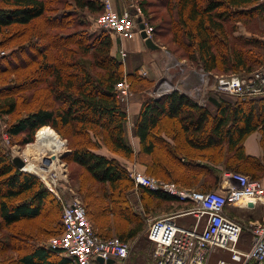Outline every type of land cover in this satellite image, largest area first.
<instances>
[{
    "label": "trees",
    "instance_id": "trees-1",
    "mask_svg": "<svg viewBox=\"0 0 264 264\" xmlns=\"http://www.w3.org/2000/svg\"><path fill=\"white\" fill-rule=\"evenodd\" d=\"M139 1L145 19L155 22L153 39L166 36L179 59L219 73L249 72L264 63V30L236 33L238 22L264 21L263 0ZM103 9V0H0V50L7 49L0 54V115L13 120L7 132L13 141L22 135L23 144L33 142L42 126H69L72 150L63 158L80 165L79 190L94 228L104 237L129 240L144 227L131 195L135 181L125 163L95 150L105 144L145 163L147 173L184 184L206 177L209 187L217 184L221 170L212 163L263 177L264 95L210 91L204 105L179 90L147 97L135 122V152L115 85L127 78L140 92L154 81L141 69H125L111 53L113 35L89 20ZM255 130L261 157L248 154L244 144ZM1 137L0 264H76L46 242H30L62 232L63 206L38 176L14 164ZM138 186L145 207L166 202L170 212L171 203L177 210L191 204ZM183 217L192 218L188 224L194 220L192 214ZM9 250L16 254L7 255Z\"/></svg>",
    "mask_w": 264,
    "mask_h": 264
},
{
    "label": "built area",
    "instance_id": "built-area-1",
    "mask_svg": "<svg viewBox=\"0 0 264 264\" xmlns=\"http://www.w3.org/2000/svg\"><path fill=\"white\" fill-rule=\"evenodd\" d=\"M125 1L127 5L119 9L114 0H103L104 9L96 17L97 25L109 30L113 37L131 39L136 35L141 36L142 31L146 32V37H153L154 27L142 17L140 2ZM140 22L144 23L143 28ZM120 51L121 60L124 61L127 52L124 49ZM3 53L5 50H0V54ZM220 74L211 83V88L216 91L240 96L264 95V63L249 72ZM202 80V85H206V79L202 77ZM115 88L121 100L128 99V93L132 95L130 82L126 78L117 82ZM172 90L174 88L169 92ZM156 96L162 95L157 92ZM6 126L3 124L2 128L5 129ZM2 136L6 142H10L7 129ZM58 157L53 153L41 157L44 164L31 163L27 158L21 157L24 165L19 168L39 175L63 205V230L50 237L46 244L50 248L60 249L76 264H127L130 256L129 240H123L117 235L104 237L98 234L86 212L84 200L74 195L69 199L63 198L62 187L67 186L61 181L66 178V174L58 168ZM27 165H32L31 170H28ZM129 174L136 186L161 189L180 200L191 202L184 209L151 219L147 236L154 244V264H209L216 253L219 257L215 264H264V214L260 219L237 212V208L245 209L249 214L256 208L264 209V176L253 177L240 171L224 170L218 188L202 190L182 187L175 181L135 168L129 169ZM186 214L194 216L193 222L178 223L176 217ZM245 230L251 234L246 247L244 245L248 242L243 241ZM226 254L228 258L224 257ZM98 256L103 257V263H99ZM109 258H114L115 261L107 263Z\"/></svg>",
    "mask_w": 264,
    "mask_h": 264
},
{
    "label": "rangeland",
    "instance_id": "rangeland-1",
    "mask_svg": "<svg viewBox=\"0 0 264 264\" xmlns=\"http://www.w3.org/2000/svg\"><path fill=\"white\" fill-rule=\"evenodd\" d=\"M138 2H140L139 0H136ZM115 4V1H114ZM127 5V2L125 0H122V5ZM116 5V4H115ZM117 6V5H116ZM163 10V9H162ZM96 17L95 14H89V20H91V24L93 25L94 28H99L98 25L96 24ZM142 17L145 18L144 15V11H143V15ZM148 21V20H147ZM149 22V21H148ZM152 23L154 24L155 22L152 21ZM149 22V24H151L153 26V24ZM238 29L236 31V33L238 34H245L248 36L251 35H262V31L264 30V21L258 20L257 24H252V25H245L242 22H238ZM256 33V34H255ZM264 37V36H263ZM122 39V38H120ZM144 39V38H143ZM145 40V39H144ZM157 43H159L160 45H162L165 50H163L164 52V57H161V62L162 60H165V65L164 67L167 66V68L172 71L167 72V74L170 76L174 70H178V68H180L177 65V59L178 60H182V62H187L186 59H179L178 56L176 54H174L170 49H172V44L174 45V43L170 44L167 41V37L166 36H162V37H157ZM120 41L116 40V50L114 53H112V48H111V53L114 55H119L120 57L121 55V49H124L127 52V55L125 56V59L123 61L124 67L125 69L128 70L127 67L133 68V69H142L144 67L146 68H150L153 67L154 63H159V61L157 59H153V60H145L146 57L144 58V56H142L141 53H137V54H132V53H128V49L124 44H118ZM175 46V45H174ZM129 48V47H128ZM170 48V49H169ZM5 50L7 51V49L5 48ZM157 54V53H156ZM144 61V62H143ZM191 64V63H190ZM144 65V66H142ZM192 65H196L197 68H201L202 67L198 64H193ZM204 69H202L203 71ZM143 72V70H142ZM219 72H205V70L202 73V77H204L206 79V83H208L207 81H210V83H213L214 81V77L215 76H221V74H216ZM231 72H223V74H230ZM236 73V72H235ZM143 74H145L143 72ZM205 75V76H204ZM146 77H148L149 79L154 81V84L148 88H146L145 90H147V93L144 94L143 98H147V97H153V98H157L160 96H156L157 92H160L161 95H164L165 93H169V91L171 89L174 88L173 85L171 86H164L159 88L158 83L163 80L161 79L160 81H155V79L150 78L149 76L146 75ZM157 78V77H156ZM127 79V78H126ZM165 81V80H163ZM162 81V82H163ZM132 90V89H131ZM146 92V91H145ZM136 93H140L138 91H136ZM133 94V91H132ZM118 95V94H117ZM119 97V96H118ZM128 99H130L131 94L128 93L127 94ZM120 98V97H119ZM126 99V100H128ZM124 102V100H121ZM13 121L10 118L8 119L7 117H3L0 115V132L3 135V132L7 129L8 124ZM6 124L7 126L5 127V129L2 128V125ZM70 127L69 126H62L59 125L58 129L51 126V125H45L42 126L41 128H39L34 136V140L33 142L29 143V144H23L21 142H18V138H22V135H20L19 137H17V140L14 139V141L12 140V137L10 138V142H6L4 137L2 136V141L4 142V144L6 145L7 149H8V153L9 156L11 158H13L14 156H21V157H25L29 160V162H36L37 164H44L42 163V161L40 160L41 157H47L49 156V154H52V151L55 153V155H58V168L62 169V171L65 172L66 174V178L63 179L61 182L65 183V186L67 187H62L64 190H62L63 192V198L64 199H69L71 198L73 195L74 196H78L81 197L83 199V189L79 190L81 186V177L78 173H80L79 167L80 165H78L77 163H70L68 161H66L63 156L61 154H63L65 151L67 152H71V148H72V141L71 139L66 136V135H70ZM48 131V132H47ZM255 135H257L255 133ZM46 141L51 142V144H47L45 143ZM52 143H56L59 144L58 148L57 147H50V145H52ZM45 145V146H44ZM50 154V155H51ZM61 157V159H60ZM28 168V167H27ZM30 168H28L29 170ZM31 173V172H29ZM34 174V173H31ZM36 176H38L40 178V180L42 181V178L35 174ZM62 175V174H61ZM60 175V176H61ZM43 182V181H42ZM69 187V188H68ZM215 189V188H214ZM213 190V189H212ZM142 191L139 189V186H136L131 193L132 195V199L134 202V208L135 210L141 214V219L144 221V227L141 229V231L138 233V235L136 237H133L131 239H129L130 242V256L128 259L127 264H154V257H153V249H154V244L151 240H149L148 236H147V230L149 227V223L150 221H152L151 219L153 217H157L160 215H163L166 211H167V207H166V202H164V204L162 205H158L157 201L153 202V205H149L148 207H145L143 202L144 200L142 199ZM175 204V205H173ZM177 203H171L170 206L173 205L174 208H172L170 211H174L177 210ZM63 206V205H62ZM166 207V208H165ZM259 208H261V206H259ZM63 209V208H62ZM237 212L239 214H245L246 216H249V211L245 210V209H240L237 208ZM169 212V211H168ZM49 213H46L45 215H48ZM185 218V217H184ZM261 219V218H260ZM182 218L181 216H179L177 218V222H182ZM186 221V220H185ZM184 221V223H186ZM183 223V222H182ZM132 225L134 223H131ZM3 232V231H2ZM1 232V233H2ZM4 233V232H3ZM2 233V234H3ZM6 233V231H5ZM49 238H42L40 240H32L30 242L32 243H40V242H47ZM251 239V234L248 230H245L244 234H243V241H246L248 243H246L244 246L246 247L247 244H249ZM9 253V254H8ZM7 255H13L16 254V251H8ZM217 255L214 254L211 257V260L209 262V264H212L211 262H213L215 260V263L217 261ZM219 257V256H218ZM225 258H228V255H224ZM214 263V264H215Z\"/></svg>",
    "mask_w": 264,
    "mask_h": 264
},
{
    "label": "crops",
    "instance_id": "crops-1",
    "mask_svg": "<svg viewBox=\"0 0 264 264\" xmlns=\"http://www.w3.org/2000/svg\"><path fill=\"white\" fill-rule=\"evenodd\" d=\"M114 1L119 9L123 7L122 0H114ZM116 40L120 41L118 44H124L127 47L129 54L130 53L132 54L141 53L142 56H144V58L146 57L145 60H153L155 58L159 61L158 64L154 63L153 67H150V68L144 67L141 69V71L143 70V72L145 73L144 75H147L150 78L155 79V81L157 82L164 78L163 80L165 81L161 80L158 83L159 88L164 87L166 85H173L174 90H179L180 92L185 93L186 95L191 97L193 100H195L200 105L206 104V99L208 98V93L210 91H216L211 88L210 81H207L208 83H206V85L204 86L202 85L203 84L202 73L204 70L202 71L201 68H197L196 65H192L186 61L182 62V60L177 59V65L180 68H178V70H174L173 73L169 76L167 72L171 73L172 71L170 70V68L168 69L167 66L164 67L165 62H166L165 60H162L161 62L160 58L164 57L163 50H165V48L159 43L156 42L158 44V47L153 49L147 46L145 40L142 38V36H139V35H136L135 37L131 39H126V38L120 39L118 37H114L112 53H114L116 50V46H115ZM127 68L128 70H131L134 67L133 68L127 67ZM143 92L145 94L147 93V90H142L140 91L139 94L133 91V94L131 95L130 99L124 101L125 110L127 112V123L126 124H127V131H128V139L132 147L134 148L135 152H138L140 150V137L134 133V127H135L137 115L139 114L141 110L142 103L144 100ZM202 101H204L203 104L201 103ZM255 133L257 135H255ZM260 137H261V133L259 130L253 131L246 137L244 144L246 147V152L248 154L259 156V157L262 156L263 146L261 145ZM167 138L171 140L170 137H167ZM95 151L98 153H102L107 156L115 157L119 159L121 162L127 165L128 170L135 168L137 170L147 173V165L145 163L139 160L128 158L118 153H115L112 150H110L105 144H101V146L97 148ZM212 164L217 166V168L221 170V175L224 170H229L225 168L221 163H218V164L212 163ZM206 179L200 178L198 181L189 182L190 184H186V183L184 184V183H178V182L176 183H178L182 187H188V188L190 187V188L203 189V190L204 189H214L220 186L221 176H220L219 182L215 185L211 184V187L208 186L209 183L205 182ZM167 212L168 211H166L165 213ZM263 214H264L263 208L262 209L256 208L254 210H251L249 217L261 218ZM179 216H181L183 220L182 221L183 223L179 222L181 224H184L185 220H186L185 222H189L192 219V218H184L183 216H186V215H178L176 217V220ZM216 255H217L216 257L218 258L219 255L217 253ZM211 263L214 264L215 260Z\"/></svg>",
    "mask_w": 264,
    "mask_h": 264
},
{
    "label": "water",
    "instance_id": "water-1",
    "mask_svg": "<svg viewBox=\"0 0 264 264\" xmlns=\"http://www.w3.org/2000/svg\"><path fill=\"white\" fill-rule=\"evenodd\" d=\"M139 20H141V19L139 18ZM140 26L143 28L144 27V23L140 22ZM141 36L145 38L146 45L149 46L150 48L155 49V48L158 47V44L155 42L153 37H146L147 34H146L145 31L141 32ZM13 162L18 168H20V167H22L24 165V161L22 160V158L20 156H14L13 157ZM250 204H252V202H250ZM97 260L99 261V263H103L104 262V259L101 256H98ZM114 261H115L114 258H109L107 260V263H113Z\"/></svg>",
    "mask_w": 264,
    "mask_h": 264
},
{
    "label": "bare ground",
    "instance_id": "bare-ground-1",
    "mask_svg": "<svg viewBox=\"0 0 264 264\" xmlns=\"http://www.w3.org/2000/svg\"><path fill=\"white\" fill-rule=\"evenodd\" d=\"M47 132H48V131H47ZM45 143H47L48 145L51 144V142H49V141H46ZM58 145H59V144L52 143V145H50V147H52V148H53V147H57V148H58V147H59ZM44 146H45V145H44ZM52 153L55 154L53 151H52ZM50 154H51V153H50ZM50 154H49V155H50ZM27 167L30 168L29 170H31L32 165H27Z\"/></svg>",
    "mask_w": 264,
    "mask_h": 264
}]
</instances>
